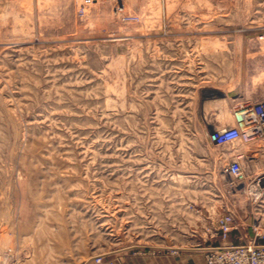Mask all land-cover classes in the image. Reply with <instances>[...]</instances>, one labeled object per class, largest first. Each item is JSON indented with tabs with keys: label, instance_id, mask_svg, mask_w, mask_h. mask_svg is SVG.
I'll use <instances>...</instances> for the list:
<instances>
[{
	"label": "rangeland",
	"instance_id": "1",
	"mask_svg": "<svg viewBox=\"0 0 264 264\" xmlns=\"http://www.w3.org/2000/svg\"><path fill=\"white\" fill-rule=\"evenodd\" d=\"M263 69L264 0H0V264H210L264 233L263 163L224 170L263 147L210 139Z\"/></svg>",
	"mask_w": 264,
	"mask_h": 264
},
{
	"label": "built area",
	"instance_id": "2",
	"mask_svg": "<svg viewBox=\"0 0 264 264\" xmlns=\"http://www.w3.org/2000/svg\"><path fill=\"white\" fill-rule=\"evenodd\" d=\"M240 113H236L234 124L222 129H214L210 139L214 145H236L239 141H249L258 137H264V100L257 105H244ZM231 154L224 164L225 172L237 181H243L247 177V165L243 160L247 158L245 152L234 146ZM257 181L264 182L263 173ZM259 195V194H257ZM235 220L232 214L227 213L219 218V228L224 238L235 228ZM255 237L251 241L241 243H221L207 248V256L210 264H264V233L261 232L259 223L253 224Z\"/></svg>",
	"mask_w": 264,
	"mask_h": 264
},
{
	"label": "crops",
	"instance_id": "3",
	"mask_svg": "<svg viewBox=\"0 0 264 264\" xmlns=\"http://www.w3.org/2000/svg\"><path fill=\"white\" fill-rule=\"evenodd\" d=\"M252 96L249 99V104L250 105H257L259 102H261L262 100H264V83L262 82L261 84L259 83L257 86V89L252 90L251 92ZM219 110L215 109L214 112L211 114L214 118L213 120H216V115L218 114ZM264 142V141H263ZM252 151H254V147H251ZM257 150V149H256ZM248 166L251 168H255V166H257V164H260L261 162L263 163L262 165H264V145H263V149L261 150V154L260 157L257 158L254 152L249 153L248 155ZM247 225L244 224H236V226L239 228L240 231L244 232L246 231L247 228H249V222L246 221ZM252 224V223H250ZM253 225V224H252ZM247 226V228H246ZM244 241L243 239H234V238H229V240L227 241H223L222 243H237V242H241ZM105 264H112L111 262H106ZM140 264H141V260H140Z\"/></svg>",
	"mask_w": 264,
	"mask_h": 264
},
{
	"label": "bare ground",
	"instance_id": "4",
	"mask_svg": "<svg viewBox=\"0 0 264 264\" xmlns=\"http://www.w3.org/2000/svg\"><path fill=\"white\" fill-rule=\"evenodd\" d=\"M257 75H259L258 77L255 75V77L256 78H261V81H262V79H264V69L258 74L257 73ZM255 79V78H254ZM260 82V81H259ZM124 83V82H123ZM255 83V82H254ZM260 84H261V82H260ZM254 86V85H253ZM251 90V89H250ZM210 95V94H209ZM206 96V95H205ZM208 97V96H207ZM210 97H212V96H210ZM206 98V97H205ZM222 101L223 102H225V101H227V98H226V96L225 95H223L222 96ZM232 103V102H231ZM224 105V104H223ZM246 105H248V104H246ZM250 105V104H249ZM211 106V105H210ZM244 105H242V106H240L238 109H236V110H234V116H233V112H231V110H230V106H228V105H224L223 106V108L221 109V111H220V119H221V125L220 126H217V129H222V128H224V127H226V126H228V125H231V124H233V122L235 123V118H236V113H240L242 110H243V107ZM206 109V108H205ZM211 109V108H210ZM235 117V118H234ZM253 140V139H252ZM245 141V140H244ZM250 141V140H249ZM264 137H258V138H255L254 139V141H253V145H255V146H261V147H263V145H264ZM248 143V142H247ZM249 187H247V189H248V192L249 191H251V190H253L255 193H257V191H255V186H253V184L252 183H249V185H248ZM257 190V189H256ZM252 191V192H253ZM253 192V193H254Z\"/></svg>",
	"mask_w": 264,
	"mask_h": 264
}]
</instances>
